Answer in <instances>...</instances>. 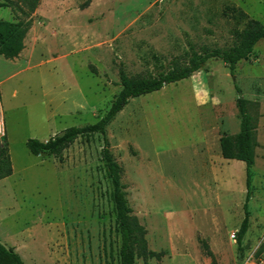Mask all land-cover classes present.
Segmentation results:
<instances>
[{"label": "rangeland", "instance_id": "374dc122", "mask_svg": "<svg viewBox=\"0 0 264 264\" xmlns=\"http://www.w3.org/2000/svg\"><path fill=\"white\" fill-rule=\"evenodd\" d=\"M86 1L39 0L21 52L0 55V135L12 162L0 179V242L25 264H119L120 246L100 135L79 136L61 161L32 154L26 139L98 120L121 88L120 65L146 75L186 62L190 48L232 46L243 22L223 13L226 4L264 25V0ZM17 17L0 6V20ZM234 83L256 123L241 251L232 234L244 216L245 163L219 147L222 133L239 130ZM106 135L130 214L144 228L135 264H261L264 39L233 76L210 59L188 78L130 98Z\"/></svg>", "mask_w": 264, "mask_h": 264}, {"label": "trees", "instance_id": "16d2710c", "mask_svg": "<svg viewBox=\"0 0 264 264\" xmlns=\"http://www.w3.org/2000/svg\"><path fill=\"white\" fill-rule=\"evenodd\" d=\"M38 1L4 0L0 2V6H8L18 14L14 21L0 20V55L12 59L21 52L24 47V38L31 25L30 13L35 9ZM88 1L84 4H87ZM223 13L231 14L238 21L243 22L241 29L234 30L236 41L232 46L227 48L203 46L199 51L190 48L187 52L186 62L173 61L167 69L148 72L146 75H129L120 65L118 78L121 88L111 101L107 111L98 120L81 126L66 127L44 140L30 137L25 141L26 147L32 154L48 153L61 161L63 151L79 136L100 135L103 142L100 149V159L103 163L105 176L110 182L108 200L112 206L116 228L120 233L119 264H135L134 244L142 242L141 247L145 248L142 237L144 228L130 214L131 210L125 197L124 184L121 181L122 169L110 151L106 127L129 102L130 98L157 91L169 83L188 78L203 68L210 59L223 61L230 75L233 76L236 64L252 53L255 44L260 39H264V25L236 5L226 4ZM234 87L238 93L236 107L240 118L239 130L234 134L222 133L219 137V147L223 158L241 160L245 163L244 216L235 233L237 248L241 251L243 249L242 241L249 226L248 201L252 189L251 166L255 160L254 131L256 123L248 111L247 100L240 95V88L236 83H234ZM11 173L12 162L7 141L3 135H0V179L9 176ZM203 244L207 254L212 256L207 245ZM147 253L153 255L152 251ZM0 264H25V262L17 251L0 242Z\"/></svg>", "mask_w": 264, "mask_h": 264}, {"label": "built area", "instance_id": "2783aa9c", "mask_svg": "<svg viewBox=\"0 0 264 264\" xmlns=\"http://www.w3.org/2000/svg\"><path fill=\"white\" fill-rule=\"evenodd\" d=\"M232 237L235 238V234H232ZM261 264H264V257H263V259L261 260Z\"/></svg>", "mask_w": 264, "mask_h": 264}]
</instances>
